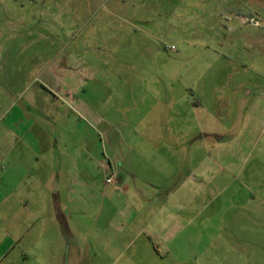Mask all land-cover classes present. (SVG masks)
<instances>
[{"label":"rangeland","instance_id":"1","mask_svg":"<svg viewBox=\"0 0 264 264\" xmlns=\"http://www.w3.org/2000/svg\"><path fill=\"white\" fill-rule=\"evenodd\" d=\"M132 83L137 115L126 104ZM18 110L38 140L62 141L74 126L76 144L56 145L58 154L92 158V207L73 227L89 264L105 263L82 236L106 228L103 170L119 164L165 180L169 169L138 157L153 161L158 147L140 144L159 139L189 141L158 148L174 163L181 155L188 178L168 197L161 191L171 219L155 222L152 238L140 235L134 257L119 263L264 264V0H0V156L11 128L24 125ZM3 196L0 264L66 249L54 209L39 218L30 195Z\"/></svg>","mask_w":264,"mask_h":264},{"label":"crops","instance_id":"2","mask_svg":"<svg viewBox=\"0 0 264 264\" xmlns=\"http://www.w3.org/2000/svg\"><path fill=\"white\" fill-rule=\"evenodd\" d=\"M134 81L138 83L139 77L132 78V82ZM131 87L130 100L126 104L131 105L133 114L137 115L138 107L141 105L140 87L135 85L136 90H134L133 83ZM148 94L149 92L146 91L142 99H147ZM16 112L18 119L24 125L23 127L20 125L19 129L11 128L10 133L13 139L7 144L11 149L9 154L0 156V190L4 195L3 199L7 200L12 196L16 202L25 203L30 195L31 200L39 206L36 212L39 218H43L44 210L54 209V219L62 229L67 247L59 255L45 253L39 256L43 259L41 261L38 259L39 264H82V262L89 264L87 259L91 257V252H88V246L80 245L81 238L74 234L73 227L87 220V211L92 207V190L89 180L92 158L85 153L76 155L74 151L65 153L62 157L58 154L56 145L62 144L67 148L76 144V140L70 137L73 135L74 126L72 130H68L66 134L68 137L62 141L57 138V140L50 138L38 140L33 133L35 124L32 122L30 125L26 121L28 118L23 117L25 114L22 110ZM80 140L81 145H92L90 138L84 137ZM170 142L159 139L154 143L141 141L140 145L158 148L178 147L187 146L189 141L184 139ZM195 142L197 140L191 141L192 147ZM158 148L155 150L153 161L149 156L146 160L144 155L139 154L138 157L148 162L149 166L154 167L158 172V169H169L167 171L170 172L169 177L163 181L157 182L154 177L144 179L134 170H122L119 164L112 166L110 170H103L101 175L103 191L99 195L102 202L98 206L100 218L105 212L103 222L106 228L100 234L92 233L90 228L85 229L82 236L85 240L83 242L89 243V246L91 243V246L95 248L94 253L98 252L101 260H105L104 264H120L119 259L124 255L128 258L134 257L136 254L134 244L139 236L144 234L152 238L150 232L154 223L165 224L166 220L171 219L169 214H165L166 201L158 196L162 190H167V197L173 189L180 190L185 186L188 176L182 175L185 161L181 159V155H175L174 163L172 157L160 154ZM179 150H175L176 153H179ZM123 161L122 158L119 159V162ZM161 161L162 165H160ZM171 165L172 170L169 168ZM110 175L113 176L114 182L106 184L105 179ZM191 179L194 180V176ZM173 181L174 187L170 188L169 184ZM27 184L30 186L28 187ZM23 188H27L28 193L24 194L21 191ZM156 201L159 203L157 206ZM136 225L139 228L134 231ZM36 258L25 253L19 256L20 264H36L38 262ZM49 258L55 260L49 261Z\"/></svg>","mask_w":264,"mask_h":264},{"label":"built area","instance_id":"3","mask_svg":"<svg viewBox=\"0 0 264 264\" xmlns=\"http://www.w3.org/2000/svg\"><path fill=\"white\" fill-rule=\"evenodd\" d=\"M113 182H114V179H113V176H112V175L108 176V177L105 179V183H106V184H111V183H113Z\"/></svg>","mask_w":264,"mask_h":264}]
</instances>
